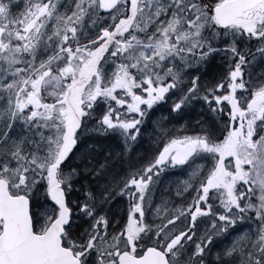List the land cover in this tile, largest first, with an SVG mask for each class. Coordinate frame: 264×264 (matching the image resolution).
Segmentation results:
<instances>
[{"label": "snow or ice", "instance_id": "obj_1", "mask_svg": "<svg viewBox=\"0 0 264 264\" xmlns=\"http://www.w3.org/2000/svg\"><path fill=\"white\" fill-rule=\"evenodd\" d=\"M0 264H264V0H0Z\"/></svg>", "mask_w": 264, "mask_h": 264}]
</instances>
